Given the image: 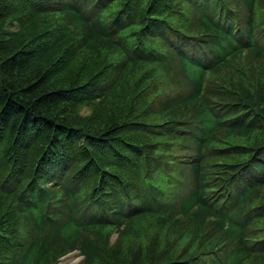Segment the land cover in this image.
Listing matches in <instances>:
<instances>
[{
	"label": "trees",
	"instance_id": "1",
	"mask_svg": "<svg viewBox=\"0 0 264 264\" xmlns=\"http://www.w3.org/2000/svg\"><path fill=\"white\" fill-rule=\"evenodd\" d=\"M73 251L264 264V0H0V264Z\"/></svg>",
	"mask_w": 264,
	"mask_h": 264
},
{
	"label": "rangeland",
	"instance_id": "2",
	"mask_svg": "<svg viewBox=\"0 0 264 264\" xmlns=\"http://www.w3.org/2000/svg\"><path fill=\"white\" fill-rule=\"evenodd\" d=\"M116 235L113 236L115 238ZM83 256L79 251H73L62 257L57 264H81Z\"/></svg>",
	"mask_w": 264,
	"mask_h": 264
}]
</instances>
